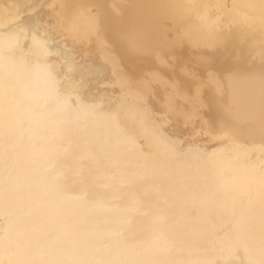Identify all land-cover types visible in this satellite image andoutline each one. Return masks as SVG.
I'll return each instance as SVG.
<instances>
[{"label":"snow or ice","instance_id":"1","mask_svg":"<svg viewBox=\"0 0 264 264\" xmlns=\"http://www.w3.org/2000/svg\"><path fill=\"white\" fill-rule=\"evenodd\" d=\"M37 7L45 5L14 6L17 12ZM48 7L55 22L38 29L16 23L0 33V264H264V0L94 3L76 6L83 11L71 19L66 5ZM177 7L195 16L199 26H184L176 18L169 23L161 10ZM58 26L65 39L103 32L116 53L113 91L135 93L128 114L135 127L121 129L116 114L107 119L124 152L143 161L135 172H108L113 162H99L108 156L103 147L74 157L75 166L62 160L72 155L71 146L56 138L37 147L38 139H47L48 127L37 110L40 101L45 107L55 102L50 112L57 119L65 113L104 119L79 92L61 91L60 72L47 59ZM185 44L198 50V70L184 64L182 79L168 78L164 70L173 67L175 50ZM33 64L42 69L39 91L22 83ZM144 64L148 71L137 75ZM154 85L168 93V115L198 128L203 147L174 138L160 124L144 102ZM193 158L213 177L210 184L134 190L149 175H171ZM124 187L128 191L120 193ZM113 198L123 199V207L114 208ZM101 221L107 227L100 228ZM138 232L149 235L135 239Z\"/></svg>","mask_w":264,"mask_h":264},{"label":"bare ground","instance_id":"2","mask_svg":"<svg viewBox=\"0 0 264 264\" xmlns=\"http://www.w3.org/2000/svg\"><path fill=\"white\" fill-rule=\"evenodd\" d=\"M216 0H0V33L3 29L11 24L22 23L26 28L38 29L41 24L52 20L55 22V13L48 7L52 4H63L67 7L64 9L67 18L71 19L82 9L77 8L78 5L94 4V3H143L155 5H185L190 3H214ZM229 3L238 4H259L261 0H228ZM43 4L44 8L26 9L20 8L17 12L15 5L25 4ZM59 11V9L57 10ZM166 14L168 22L172 23L173 18L182 21L184 26L196 29L199 21L195 16H189L184 9L166 8L161 10ZM39 15V18L36 17ZM258 14V12L256 13ZM31 17V19H29ZM35 34V32H33ZM41 36L44 33H39ZM55 39L49 41L50 55L48 63L57 67L60 72L58 77L62 86L61 91L64 93L76 91L79 92L85 104L96 106L95 111L104 119H89L87 117H76L65 113L59 119L55 118L56 113L50 112L55 107L54 101H49L45 107L43 101L37 108L44 115L42 121H48V127L45 131L47 139H38L37 147L48 143L53 138L63 143L65 147L71 146L72 155L62 157L67 165L75 166L74 157L80 155H88L89 153H98L103 149L108 156L102 157L99 161L103 164L113 162L107 171L119 176L121 172H135L137 166L143 161L139 156L129 155L124 152V145L117 136V131L113 124L107 119L108 116L116 114L121 129H133L135 127L133 121L129 118V112L136 103L137 97L134 92H114L112 80L115 77V68L113 66V57L116 55L112 51L108 39L101 32L99 37L89 39L86 35L76 39H65L67 33L61 27L55 29ZM0 37V43H2ZM177 60L171 69H165L164 74L168 78H181L179 66L187 64L190 69H196L198 50L193 46L185 44L175 50ZM256 63L259 64L257 57ZM150 65L144 64L136 69L137 75H144ZM198 70V69H196ZM28 78L22 83L30 88L39 91V81L41 79L42 69L36 65H30L27 69ZM166 77V78H167ZM168 93L163 86L154 85L144 93V102L150 109L154 110V116L159 120L160 124L172 134L174 138L195 140L201 147L205 144V138L197 135L198 128L194 129L192 124H186L183 119H177L174 115H168L166 107ZM120 101V103H117ZM181 104L183 101L180 102ZM27 135V134H26ZM256 149L260 148V144L255 143ZM260 152L256 151L255 158L259 159ZM120 161L119 166L115 162ZM84 164L94 167L92 161L84 160ZM213 177L210 173L202 170L197 160L190 159L182 163L177 171L171 175H149L142 180L134 190L137 194H142L148 190L156 192H166L170 184L178 183L184 185L188 190L199 188L202 185L210 184ZM128 191L127 187L121 188L120 193ZM110 196L116 195L111 189L108 190ZM125 201L121 198H113L111 204L119 210L123 207ZM178 211V209H177ZM118 213H113V219L117 218ZM145 217L138 216L137 220L145 221ZM100 228L107 227L102 221L98 225ZM115 226V225H114ZM146 232H138L135 239H143L148 237ZM131 242L133 238L127 236Z\"/></svg>","mask_w":264,"mask_h":264}]
</instances>
